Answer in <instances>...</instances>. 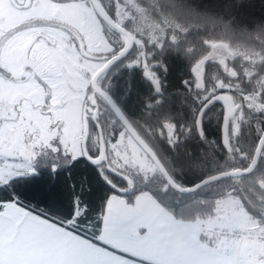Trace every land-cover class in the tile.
<instances>
[{
  "label": "trees",
  "instance_id": "1",
  "mask_svg": "<svg viewBox=\"0 0 264 264\" xmlns=\"http://www.w3.org/2000/svg\"><path fill=\"white\" fill-rule=\"evenodd\" d=\"M99 1L104 8L108 6L107 12L117 22L119 2ZM134 2L142 15L134 14L136 22L127 21L121 26L142 43L140 46L135 43L129 65H118L112 78L104 77L99 86L110 93L178 186L191 187L202 178L247 170L264 133V110L257 109V105L264 106V0ZM151 26L156 30L154 42L147 37ZM107 35L117 51L125 47L126 42L120 40L119 33L107 31ZM210 43L225 45L227 49H216L224 51L226 59L223 63L208 61L203 87L197 88L193 69L216 50L208 47ZM147 76L158 82L160 92H156ZM91 92L94 94L92 89ZM220 94L230 97L236 108L228 146L223 140V107L215 104L201 114L211 98ZM94 96L98 110L87 119L90 129L87 151L99 150L100 154L105 151L104 168H113L129 177L133 191L122 193L128 185L107 171L108 180L119 190L114 192L99 168L87 159L71 163V159H65L72 158L71 155H64L61 150H45L35 160L38 174L21 178L15 185L24 193L25 203L58 218L69 214L79 197L87 205V217L80 225L83 230L94 226L101 214H105L106 202L112 195L133 203L140 194L148 192L175 219L186 223L218 216L221 201L234 197L257 221V228L264 229V192L261 191L264 189V150L251 176L218 182L191 195H182L173 189L164 192L168 184L158 170L144 175L113 167V144L121 134L130 135L104 101ZM251 98L258 100L257 105L250 106ZM53 160H58L62 167L53 171L50 165ZM10 174L15 175L13 168ZM82 211L78 209V214Z\"/></svg>",
  "mask_w": 264,
  "mask_h": 264
},
{
  "label": "rangeland",
  "instance_id": "2",
  "mask_svg": "<svg viewBox=\"0 0 264 264\" xmlns=\"http://www.w3.org/2000/svg\"><path fill=\"white\" fill-rule=\"evenodd\" d=\"M121 1L117 0V23L121 26L127 21L136 22L134 14L142 15L141 9L134 0ZM31 18L40 23L58 19L77 26V39L81 43L77 59V62H81L77 63L80 75L78 78L75 76L76 69H71L62 53V50L67 52L68 48L47 46L53 59L46 61H42L44 53L39 52L41 46L46 44L43 39L34 47L35 53L27 51V45L36 35L28 25ZM10 26L18 28L13 29ZM149 28L152 30L147 37L154 42L157 39L153 34L155 27ZM44 30V26L42 28L40 25L37 32L42 35L46 32ZM105 30V24L88 0L67 2L65 5H58L53 0H36L33 8L21 12L0 7V70H3L0 72V108L5 104L11 107L23 102L22 118L15 124L0 126V153L12 158L5 160L6 169L0 167L1 182L12 177V168H17L24 174L34 170L32 165H35V160L45 150H61L64 155H71L72 158L83 155V122L91 109L93 99H96L93 93H89V86L92 77L103 65V62L91 63L88 66L86 63L91 57L112 52L113 47ZM123 38L128 42L126 37ZM135 43L140 46L142 41L135 38ZM139 56L140 54H137L136 59ZM225 59V52L220 49L213 50L209 56L203 58L193 69L196 87H203L204 68L208 61L223 63ZM257 102L258 100L251 98L250 106L257 105ZM260 105H257V109L264 110V106ZM236 132L235 123L234 134ZM17 147L19 151L16 150ZM112 149L113 167L118 170L135 171L144 175L153 174L157 170L125 133L121 134ZM225 204L227 200L221 201L219 215H223L227 210ZM258 209L261 208L258 206ZM218 218L203 219L199 222L203 227L211 228L218 223Z\"/></svg>",
  "mask_w": 264,
  "mask_h": 264
},
{
  "label": "snow or ice",
  "instance_id": "3",
  "mask_svg": "<svg viewBox=\"0 0 264 264\" xmlns=\"http://www.w3.org/2000/svg\"><path fill=\"white\" fill-rule=\"evenodd\" d=\"M105 95L110 97V93ZM21 104L11 107L5 104L0 108V126L15 124L22 118ZM93 124L96 125V121H93ZM115 139L114 137L113 142ZM16 150L19 151V148ZM99 156V150L95 152L89 150L87 155L65 159H71V163L87 159L99 168L104 180L112 185L105 175L108 171L104 168L105 161L98 159ZM6 159L12 158L0 153V164H4ZM50 165L53 171L62 167L58 160L51 161ZM32 168L34 170L28 174L13 175L6 183H0V264H108L106 256L109 254L130 259L134 264H194L193 261L177 257L171 246L162 251L157 260H146L133 256L122 248L114 247L104 239L103 214L94 226L81 230L80 225L87 217V205L79 197L74 201L73 210L58 218L45 214L38 207L30 206L25 203L24 193L15 185L21 178L38 174L36 165H32ZM125 183L127 185L128 181L125 180ZM206 183L205 178H202L191 187L166 185L163 191L174 189L180 193H192L200 190ZM113 188L114 192L119 191L114 186ZM261 191L264 192V189ZM78 209L83 210L81 214H78ZM142 231L145 235L137 237V240L146 246L150 245L151 234H148L147 229Z\"/></svg>",
  "mask_w": 264,
  "mask_h": 264
},
{
  "label": "crops",
  "instance_id": "4",
  "mask_svg": "<svg viewBox=\"0 0 264 264\" xmlns=\"http://www.w3.org/2000/svg\"><path fill=\"white\" fill-rule=\"evenodd\" d=\"M226 200L227 210L223 215L213 217H219L218 223L210 228L203 227L200 220L186 223L175 219L148 192L140 194L133 203L122 196L112 195L105 208L104 239L114 247L146 260L159 259L160 253L171 246L177 257L194 264H260L258 258L264 254V247L207 238L219 227L233 230L259 226L238 199L230 197ZM144 229L152 236L151 244L147 246L137 240L145 235ZM106 260L108 264H134L130 259L110 254Z\"/></svg>",
  "mask_w": 264,
  "mask_h": 264
},
{
  "label": "water",
  "instance_id": "5",
  "mask_svg": "<svg viewBox=\"0 0 264 264\" xmlns=\"http://www.w3.org/2000/svg\"><path fill=\"white\" fill-rule=\"evenodd\" d=\"M89 1H90L91 5L93 6L95 12L98 14V16L110 28H112L114 31H116L119 34H121L124 37H126V39L128 41L126 43V47L122 51H120L118 55L113 57L102 69H100L96 73V75L93 77V79L91 81V89L93 90L94 94L99 96L108 105V107L113 112L115 117L122 124L123 128L125 129V131L130 135V137L133 139V141L139 146V148L144 152V154L153 163V165L156 167V169L163 176V178L165 179L167 184L168 185H176V186H178L170 178V176L166 172L164 166L162 165V163L160 162V160L158 159L156 154L153 152V150L150 148V146L143 140V138L139 135V133L136 131V129L133 127V125L129 122V120L125 117V115L122 113V111L117 106V104L113 101V99L111 97L106 96L105 95L106 92H104L99 87L98 81H99L100 77L103 74H105L110 68H112L113 66L117 65L118 63H120L121 61H123L125 58H127L129 56V54L133 51V49L135 47V40H134V38H133V36L131 35L130 32H128L125 28H123L119 24H117V22H115L107 14V12L103 9V7L101 6V4L99 3L98 0H89ZM208 47L211 48V49H216V48H220V47L227 49V47L225 45H222V44H212V43H210V44H208ZM147 79L153 85V87L155 88L156 92H160V86H159L158 82L156 80H154L151 76H147ZM215 104L221 105L223 107V109H224V112H225L224 122H223V140H224L225 146H228V135H229L231 118L235 114V110H236L235 104H234L233 100L230 97H228L226 95H223V94H220V95H217V96L213 97L206 104V106L203 108L201 114H203L205 111H207L210 107H212ZM113 105H115V107ZM92 107H94L95 110L92 111L90 109L88 114H87V116L85 115L84 122H83V130H84V132H83V144H82V147H83V154L84 155L88 154L87 143H88L89 136H90V129H89V124H88L87 119L94 112H97V110H98V103H97L96 99H93ZM117 109H119V111H117ZM263 150H264V133H263V136H262L261 141L259 143V146L257 148V151H256V154H255L254 159L252 161V164L250 165V167L247 170H236V171H232V172H225V173L210 177V178L206 179L207 183L203 184L200 187V190H202V189H204V188H206V187H208L210 185H213L215 183L222 182V181H225V180H228V179H239V178H242V177L251 176L256 171V169L258 168V165H259ZM98 159H103L105 161L106 152L102 151L100 156L98 157ZM108 173L111 174L112 176L124 181V182H125V180L128 181V183H127L128 189L126 191H123L122 193L126 194V193H131L133 191V186L134 185H133L132 180L129 177L125 176L124 174L120 173L119 171H117V170H115L113 168H108ZM200 190L192 192V193H180V192H178L176 190L175 191L180 193V194H182V195H191V194H194L196 192H199Z\"/></svg>",
  "mask_w": 264,
  "mask_h": 264
},
{
  "label": "flooded vegetation",
  "instance_id": "6",
  "mask_svg": "<svg viewBox=\"0 0 264 264\" xmlns=\"http://www.w3.org/2000/svg\"><path fill=\"white\" fill-rule=\"evenodd\" d=\"M53 1L56 2V3H58V5H65V3H67V2L68 3H75L77 0H53ZM88 2L91 5V3H90L89 0H88ZM35 4H36V0H0V7L1 8H7L8 10H13V11H16V12H21L24 9H31V8H33L35 6ZM29 5H30V7H29ZM101 6H102V4H101ZM102 7L107 12V9H108L107 7L108 6H105V8H104V6H102ZM107 14L110 16V14L108 12H107ZM30 20H31V22H30V24H28L29 25V28H31L33 31H35L36 32L35 33L36 35H34L35 37L32 38L33 39V40H31L32 42L27 45V48H28L27 51H29V52L33 51V53H35L36 52L35 51L36 48L34 49V47H36L37 43L41 39H43V41H45L46 44H44L43 46H41V48L39 49V52L44 53L43 54L44 56L42 55V57L44 58L42 61H46V60L53 59L52 53L49 52V50L47 49L49 47H47V46H51V47L52 46H59V47H63L64 46V47L68 48L67 49V52L65 50H62V53L64 54V57L69 62L70 66H71V69H73V68L76 69L77 74H75V76L78 78L80 75L78 74V72H79V70H78L79 69V66H78L77 63L79 61L77 62V59L79 57V50H81V47H80V44L81 43L77 39V26L76 25H72V24H70L68 22H64L62 20H58V19H49V20L44 21L42 23H40L38 20H34L33 18H31ZM103 23L106 26L105 32H106V36H107V39H108L107 31L110 33V32H112L114 30L112 28H110L104 21H103ZM39 24L41 25L42 28L44 26V29H45L44 31H46V32L42 33V35H41V32H37L38 29L40 28V25ZM10 27H12V26H10ZM12 28L15 29V28H18V27L14 26ZM20 28H22V27H20ZM120 40H122V41L125 42V40L123 38V35H121V39ZM60 41H62L63 43H61ZM108 41L111 44V46L113 47L112 52L106 53L105 55L102 54V55H98V56L89 58V61H87L86 66H88V64L91 65V63L98 64L99 62H103V65L100 68V69H102L113 57H115L116 55H118L119 52L122 51L126 47V45H125V47L122 50H120V51L118 50L117 51V49H115L114 43H112V40H109L108 39ZM134 50H135V47H134L133 51L129 54V56L127 58H125L123 61H121L117 65L113 66L105 74H103L100 77V79L98 81V84L106 76L111 79L112 76H113V74H114V70H115V68L118 65H120L122 63H125L126 65H129L128 59L132 55V53L134 52ZM136 62H137V60H136ZM79 63L81 64V62H79ZM100 69H98L96 71V73ZM96 73L94 74V76L96 75ZM93 77H92V79H93ZM92 79H91V81H92ZM89 93H92L91 92V82H90V86H89ZM107 107H108V105H107ZM91 110L93 111L94 110V107L91 106ZM109 110H110V108H109Z\"/></svg>",
  "mask_w": 264,
  "mask_h": 264
},
{
  "label": "built area",
  "instance_id": "7",
  "mask_svg": "<svg viewBox=\"0 0 264 264\" xmlns=\"http://www.w3.org/2000/svg\"><path fill=\"white\" fill-rule=\"evenodd\" d=\"M13 172L16 173L17 170L13 169ZM211 237H218L221 241L227 243L247 242L252 246L264 247V230L257 232L243 228L234 230L218 228L211 233ZM259 262L264 264V254L259 257Z\"/></svg>",
  "mask_w": 264,
  "mask_h": 264
}]
</instances>
